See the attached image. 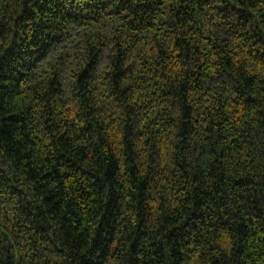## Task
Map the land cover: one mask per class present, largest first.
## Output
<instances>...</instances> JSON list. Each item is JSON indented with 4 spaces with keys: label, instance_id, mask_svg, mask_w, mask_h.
I'll use <instances>...</instances> for the list:
<instances>
[{
    "label": "trees",
    "instance_id": "trees-1",
    "mask_svg": "<svg viewBox=\"0 0 264 264\" xmlns=\"http://www.w3.org/2000/svg\"><path fill=\"white\" fill-rule=\"evenodd\" d=\"M0 264H264V0H0Z\"/></svg>",
    "mask_w": 264,
    "mask_h": 264
}]
</instances>
